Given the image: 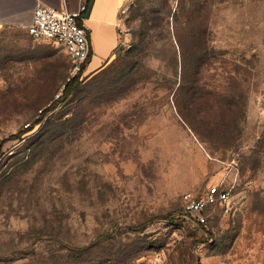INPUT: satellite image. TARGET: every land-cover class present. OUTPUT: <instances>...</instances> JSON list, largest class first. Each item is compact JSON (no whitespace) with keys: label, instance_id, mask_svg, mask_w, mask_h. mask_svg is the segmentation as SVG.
<instances>
[{"label":"rangeland","instance_id":"rangeland-1","mask_svg":"<svg viewBox=\"0 0 264 264\" xmlns=\"http://www.w3.org/2000/svg\"><path fill=\"white\" fill-rule=\"evenodd\" d=\"M121 20L28 131L70 59L0 28V264H264V0H126ZM216 182L233 210L196 227L184 195Z\"/></svg>","mask_w":264,"mask_h":264},{"label":"built area","instance_id":"built-area-1","mask_svg":"<svg viewBox=\"0 0 264 264\" xmlns=\"http://www.w3.org/2000/svg\"><path fill=\"white\" fill-rule=\"evenodd\" d=\"M87 6L71 11L56 8L39 1L36 4L33 22L27 27L36 42H47L60 47L69 56V71L73 76L83 72L92 56L90 28L84 19ZM42 111V110H41ZM232 188L223 182L207 186L200 195H184L182 216L194 226L208 222V211L219 207L224 215L231 214L234 206Z\"/></svg>","mask_w":264,"mask_h":264},{"label":"crops","instance_id":"crops-1","mask_svg":"<svg viewBox=\"0 0 264 264\" xmlns=\"http://www.w3.org/2000/svg\"><path fill=\"white\" fill-rule=\"evenodd\" d=\"M39 1L71 11L86 5L84 19L90 28L92 47L88 69L95 70L113 57L120 46L122 8L126 0H0V28L27 30Z\"/></svg>","mask_w":264,"mask_h":264},{"label":"trees","instance_id":"trees-1","mask_svg":"<svg viewBox=\"0 0 264 264\" xmlns=\"http://www.w3.org/2000/svg\"><path fill=\"white\" fill-rule=\"evenodd\" d=\"M25 31H27L28 32V30H25ZM29 33V32H28ZM30 35V34H29ZM31 36V35H30ZM32 37V36H31ZM41 43H47V42H41ZM47 44H49V45H52V46H55V45H53V44H51V43H47ZM115 54V53H114ZM87 68V67H86ZM85 71V70H84ZM83 71V72H84ZM83 72H81V73H79V74H77V75H75V76H73V77H71L68 81H67V83H66V85H65V88L63 89V94L61 95V97L59 98V99H57L56 101H54L53 102V104L52 105H50L48 108H46V109H43L42 110V112H41V114H40V117H39V119L38 120H36V122H34V124H32L31 126H30V128H28V129H25V131H28V130H30V129H32L33 127H35V125L37 124V123H39V122H41L42 121V119L44 118V116H45V114H46V112L47 111H49L50 109H52L53 107H55L58 103H60V102H62V101H66L68 98H69V96L78 88V86H79V84H80V78H81V76H82V73ZM28 127V126H27ZM187 219V218H186ZM188 220V219H187ZM189 221V220H188ZM208 221H209V219H208ZM190 222V221H189ZM205 226V225H204ZM198 227V226H197Z\"/></svg>","mask_w":264,"mask_h":264}]
</instances>
